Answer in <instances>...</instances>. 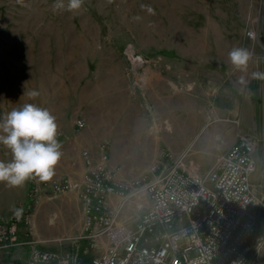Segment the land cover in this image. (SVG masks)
Wrapping results in <instances>:
<instances>
[{
	"label": "rangeland",
	"instance_id": "rangeland-1",
	"mask_svg": "<svg viewBox=\"0 0 264 264\" xmlns=\"http://www.w3.org/2000/svg\"><path fill=\"white\" fill-rule=\"evenodd\" d=\"M67 4L0 0V120L26 103L48 109L63 154L51 180L74 183L87 170L86 152L107 151L126 182L159 163L204 176L237 135L250 136L258 145L253 212L264 239V0H84L76 11ZM233 48L249 51L245 68L231 64ZM79 120L86 124L80 131ZM11 159L0 144V161ZM31 180L0 183V224L23 209L30 218L18 239L32 246L15 248L16 255L44 247L70 257L78 244H38L50 230L69 232L73 221L59 199L36 208ZM9 251H0V264H8ZM253 264H264V248Z\"/></svg>",
	"mask_w": 264,
	"mask_h": 264
},
{
	"label": "built area",
	"instance_id": "built-area-1",
	"mask_svg": "<svg viewBox=\"0 0 264 264\" xmlns=\"http://www.w3.org/2000/svg\"><path fill=\"white\" fill-rule=\"evenodd\" d=\"M247 37L253 40L255 34ZM76 125L79 131L86 127L82 120ZM257 146L252 137L237 135L207 175L192 176L179 166L159 163L130 182L118 179L107 151L98 158L86 152L81 183L32 179L30 201L37 207L45 189L57 198L78 193L84 228L74 243L88 242L96 252L91 264H253L264 248L253 212L259 205L252 185ZM130 206L137 211L132 217ZM123 214L128 217L121 223ZM29 218L14 212L0 224V251L29 245L18 240V227ZM50 260L49 254L37 253L30 264Z\"/></svg>",
	"mask_w": 264,
	"mask_h": 264
},
{
	"label": "clouds",
	"instance_id": "clouds-1",
	"mask_svg": "<svg viewBox=\"0 0 264 264\" xmlns=\"http://www.w3.org/2000/svg\"><path fill=\"white\" fill-rule=\"evenodd\" d=\"M83 3L84 0H68L67 10H79ZM56 7L62 9L65 5L58 3ZM228 57L235 68L243 69L250 53L244 48H233ZM0 144L12 156L8 162L0 161V183L11 187H22L30 179L50 181L63 155L56 118L48 109L32 103L13 108L0 120ZM22 211L15 210L17 215Z\"/></svg>",
	"mask_w": 264,
	"mask_h": 264
},
{
	"label": "crops",
	"instance_id": "crops-1",
	"mask_svg": "<svg viewBox=\"0 0 264 264\" xmlns=\"http://www.w3.org/2000/svg\"><path fill=\"white\" fill-rule=\"evenodd\" d=\"M80 179L81 180L79 181V183H81L83 177H81ZM58 199H59V201H61L59 204V207H58L60 212L62 211L64 213H67V217H68L69 213H71V215H69V216H70V218L72 216L73 227L69 232H66V231L57 232V231H53V230L51 231L50 230L47 234L41 235L37 240L38 244H40L41 247L42 246L46 247L47 244L60 243L62 241L71 242V243L75 244L74 242L76 241L77 237L83 233L84 212H83L82 202L79 199L77 192H75V191L70 192L69 194H66L64 196L57 198L54 196V193L52 192V190L45 189L40 194L38 202H40V206H46V205L51 206ZM29 245H30V242H29ZM30 246H32V245H30ZM43 248H41V250L45 252L44 254H49L51 257V260L47 264H61L60 260H59L61 258H59V259L57 257L55 258L53 256V254L62 253L61 255H63L64 254L63 251H61V250L60 251L54 250L55 252L49 251V250L47 251V249H43ZM72 250H73V253L70 256L71 257V260H70L71 264H91V260H92V258L95 257V254H96V252L90 250L88 242H86V241L78 244V246H76V247H73ZM8 254L12 255V256L8 257V259H7L8 264L9 263L10 264H30V262H31L32 257H30L28 255V252H25V254H23V257L21 254L19 256H17L16 255L17 251L15 250V247L10 248V251L8 252Z\"/></svg>",
	"mask_w": 264,
	"mask_h": 264
}]
</instances>
